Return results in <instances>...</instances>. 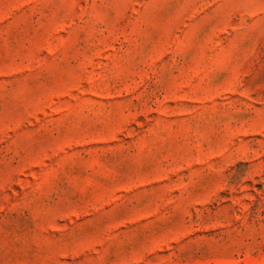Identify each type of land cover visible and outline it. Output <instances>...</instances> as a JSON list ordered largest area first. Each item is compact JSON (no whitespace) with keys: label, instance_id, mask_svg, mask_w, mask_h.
Here are the masks:
<instances>
[{"label":"rangeland","instance_id":"1","mask_svg":"<svg viewBox=\"0 0 264 264\" xmlns=\"http://www.w3.org/2000/svg\"><path fill=\"white\" fill-rule=\"evenodd\" d=\"M0 264H264V0H0Z\"/></svg>","mask_w":264,"mask_h":264}]
</instances>
